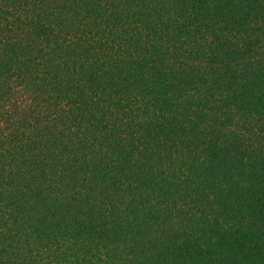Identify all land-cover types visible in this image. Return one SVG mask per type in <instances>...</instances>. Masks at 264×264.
Returning a JSON list of instances; mask_svg holds the SVG:
<instances>
[{
    "label": "trees",
    "instance_id": "trees-1",
    "mask_svg": "<svg viewBox=\"0 0 264 264\" xmlns=\"http://www.w3.org/2000/svg\"><path fill=\"white\" fill-rule=\"evenodd\" d=\"M0 264H264V0H0Z\"/></svg>",
    "mask_w": 264,
    "mask_h": 264
}]
</instances>
